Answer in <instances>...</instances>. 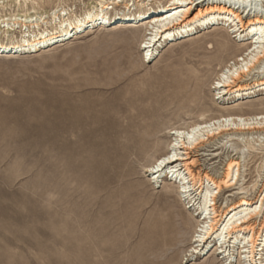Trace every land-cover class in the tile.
<instances>
[{
  "label": "rangeland",
  "instance_id": "374dc122",
  "mask_svg": "<svg viewBox=\"0 0 264 264\" xmlns=\"http://www.w3.org/2000/svg\"><path fill=\"white\" fill-rule=\"evenodd\" d=\"M91 2L64 0L77 14ZM109 12L103 28L36 54L0 56V264H222L214 251L190 253L193 209L164 175L152 182L143 169L166 153L171 128L264 114V90L228 102L213 89L249 42L209 25L144 61L146 23L116 27L123 8ZM251 138L254 149L222 138L194 154L214 177L229 159L241 161L239 183L216 201L221 212L239 188L254 202L263 188L264 143Z\"/></svg>",
  "mask_w": 264,
  "mask_h": 264
},
{
  "label": "bare ground",
  "instance_id": "6f19581e",
  "mask_svg": "<svg viewBox=\"0 0 264 264\" xmlns=\"http://www.w3.org/2000/svg\"><path fill=\"white\" fill-rule=\"evenodd\" d=\"M51 4L54 6L49 11L43 9ZM262 4L264 0H93L88 6L82 3L83 10L77 14L64 0H0V56L36 54L73 36L77 38L78 31L90 33L98 24L103 28L113 17L109 11L120 6L123 16L116 27L131 24V20H142L140 25L146 23L147 34L139 45L144 61L153 59L157 50L168 42L189 36L199 28L227 25L228 32L238 37V43L249 42V47L244 56L229 61L219 70L213 89L219 100L235 102L250 96L252 90H264ZM217 34L226 41L223 32ZM214 43L223 47L217 40ZM262 69V77L254 80L252 86L247 84L248 78ZM168 134L172 140L166 153L143 170L152 182L164 175L176 185L177 195L193 209L197 230L190 253L207 255L214 251L222 264H240L235 254L243 264H264V184L254 196L255 202L239 188L241 197L235 203L225 204L221 212L216 201L224 191L239 183L241 161L231 157L221 176L214 177L198 169L194 155L222 138L240 141L254 149L257 140L249 137L255 135L264 143V114L221 116L186 129L171 128ZM258 218L261 223L255 231Z\"/></svg>",
  "mask_w": 264,
  "mask_h": 264
},
{
  "label": "water",
  "instance_id": "95a60500",
  "mask_svg": "<svg viewBox=\"0 0 264 264\" xmlns=\"http://www.w3.org/2000/svg\"><path fill=\"white\" fill-rule=\"evenodd\" d=\"M21 54H23V53H21Z\"/></svg>",
  "mask_w": 264,
  "mask_h": 264
}]
</instances>
